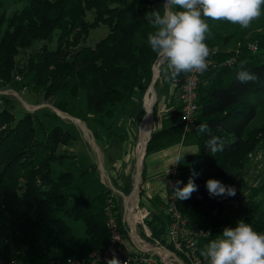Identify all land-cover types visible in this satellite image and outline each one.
<instances>
[{
    "label": "trees",
    "instance_id": "1",
    "mask_svg": "<svg viewBox=\"0 0 264 264\" xmlns=\"http://www.w3.org/2000/svg\"><path fill=\"white\" fill-rule=\"evenodd\" d=\"M22 1L27 3L6 18L5 28L1 29L0 23V83H7L14 72L20 49L43 41L28 54L23 65L25 75H29L25 85L42 88L47 97L74 80L71 89L75 92L82 88L86 92L90 111L111 114V107L137 96L134 110L144 114L143 96L152 82V67L158 59L147 42L148 34L154 31L146 16L152 10L162 12L165 0ZM88 12L93 14L92 20L87 18ZM100 25L108 28L105 37L94 46L81 44L88 39L90 30ZM55 38L57 44L52 47ZM258 44L263 45L264 39ZM69 46H76L70 55L66 50ZM233 53L234 50L221 51L220 56L226 58ZM261 55L264 49L259 53L242 50L232 65L206 71L200 81L199 109L192 130L197 151L185 156L187 164L182 166L180 185L183 187L192 178L197 191L189 199H178L181 211L199 227L213 226L212 212L225 197L210 196L206 181L214 178L232 186L231 173L242 168L244 157L252 150L250 137L244 138V134L257 109L264 105ZM242 65L243 70L257 76L256 81L237 80ZM12 107L0 110V215L7 216L10 229L9 241L0 253L7 258L21 257L31 264H45L50 251L61 258H82L92 249L105 248L109 232L103 209L93 206L86 197L76 199L66 209L61 207L65 198L62 190L72 186L74 176L55 170V151L69 136L68 131L54 126L40 134L31 112L16 116ZM200 124L207 125L208 131L198 133L196 127ZM183 129L180 120L154 129L147 152L155 141L179 137ZM211 137L219 138L222 151L210 152L206 141ZM124 191L130 192L129 185ZM69 213L83 221L84 237H76L66 222ZM259 215L264 217L261 208ZM149 216L145 223L153 238L173 248L166 237L167 221L162 210L150 209ZM242 218L253 224L258 233H264V220L258 223L255 216ZM97 264H107V260Z\"/></svg>",
    "mask_w": 264,
    "mask_h": 264
},
{
    "label": "rangeland",
    "instance_id": "2",
    "mask_svg": "<svg viewBox=\"0 0 264 264\" xmlns=\"http://www.w3.org/2000/svg\"><path fill=\"white\" fill-rule=\"evenodd\" d=\"M26 3L27 1L22 0H0L1 29L5 28L6 18L14 11H20ZM87 18L92 20L93 14L88 12ZM204 19L209 25L210 30L208 35L212 37L211 44L217 46L222 52L235 51L238 48L240 51L246 50L250 53H259L264 49V44H258L259 41L261 42L264 39V5L261 6L260 17L253 20L248 28H242L240 25L232 24L228 21ZM151 30L155 31L152 26ZM107 32L108 28L105 25L92 28L88 39L81 44L94 46L97 41L105 37ZM42 44L43 41H37L32 47L20 49V52L16 55V68L14 72L7 83H0V110L12 105L11 109L16 116H20L25 112H31L35 116L34 125L40 134L51 131L54 126H61L63 130L68 131L69 136L66 137L64 143L58 144L55 151L58 156V161L54 164L55 170L57 172H71L74 176L72 186L62 190L65 198L61 200V207L66 209L76 199L88 198L91 200L93 206L103 209L107 230V221L110 218H115L119 222V228L124 230L126 234L125 244L131 251V256L136 254L140 256L143 252L135 245L128 217L127 221H123L127 216L125 197L129 195L132 199L136 200L138 195L139 207L143 206L148 210L161 209L168 226L169 216L165 211L168 181L172 177V173L176 172L179 176V181L182 183V166L187 164L184 158L186 155L197 151V145L193 141L194 136L192 134L196 121H193L189 128H185L184 125L181 136L163 137L152 143L151 149L148 152L147 145L149 141H146L145 151L143 154L139 152L140 139L143 136L142 124L147 116V101L151 102L153 111V114L151 113L152 130L149 136L154 129L168 127L175 121L180 120L179 80L182 74L176 81L164 82L159 65L154 85L152 87L149 85L143 96L142 107L144 114L140 110H134L137 96L127 103H120L117 106L111 107L113 109L111 114L106 112L97 113L87 108L86 92L82 88H78L77 91L73 92L71 88L75 83L74 80L56 94L47 97L42 88L31 84L25 85L29 75H25L23 65L26 62L28 54L38 49ZM56 44L55 38L50 45L55 47ZM253 44H257L256 51H252L250 48ZM66 50L70 55L76 50V46H69ZM262 58H264V55ZM154 75L153 69L152 80ZM76 118L86 123L91 133L85 130L83 124L77 121ZM252 132L254 134L250 135ZM247 137H250L252 150L244 157L242 168L234 170L231 173V183L236 190V194L231 197L225 196L222 205L213 210V226L203 227L207 230L208 235L200 238V251L211 240L217 238L218 235H222L225 227L234 228L238 221L242 220L250 224L255 230L253 224L242 218L244 216H255V218H258L256 219L258 223L261 222V219L264 220V217H259L260 208L264 210V105L257 109L255 118L248 125L244 134V138ZM90 138L96 141L99 151L96 150L93 144L94 141L91 142L89 140ZM166 140L176 141L177 143L181 142L184 145L191 146L186 152L183 150L177 152V154L184 153L182 161L178 164L175 162L172 165L173 167L166 175L164 188L160 189V187H156L152 193L147 191L148 187H145V169L150 166L152 152ZM141 158L142 164L139 173L138 164L136 163H139ZM138 175H140L139 184L137 183ZM128 185L130 192L126 194L124 190ZM138 185L139 187H137ZM153 202L155 203L152 204ZM69 214L70 216H66L65 219L73 229L75 236L84 237L86 235V226L83 221L74 219L73 213ZM144 219L143 221L136 222L135 231L140 238L146 240L148 246H153L150 249L151 251H147L149 253L146 252L145 254L152 256L158 264H169L157 248H159L160 244L167 246L171 251H173V248L158 239H154ZM156 224L159 225L158 220ZM9 238V221L7 216L2 214L0 215V248L9 241ZM47 255L45 264H76V260L81 258L76 256L61 258L51 251ZM1 259L6 263L31 264L29 261L15 255L7 258L4 254L0 253ZM86 263H89V259H87ZM170 264H173V262Z\"/></svg>",
    "mask_w": 264,
    "mask_h": 264
},
{
    "label": "clouds",
    "instance_id": "3",
    "mask_svg": "<svg viewBox=\"0 0 264 264\" xmlns=\"http://www.w3.org/2000/svg\"><path fill=\"white\" fill-rule=\"evenodd\" d=\"M264 0H165L162 12L152 10L147 14L149 24L155 30L147 36L151 50L158 57L164 82L176 81L182 73L207 70L209 48L205 43L209 25L204 18L214 21H228L248 28L252 21L260 17ZM254 73L241 70L237 74L240 83L256 81ZM198 133L208 131L207 125L196 127ZM217 137L206 141L210 152L215 154L223 150V144ZM184 153L175 157L176 164L182 161ZM181 181L173 185L175 198L186 200L197 191V185L189 178L186 185L179 187ZM206 188L210 196H235L236 190L226 186L218 179L209 178ZM201 256L208 264H264V233H258L253 227L241 221L236 226L225 227L222 235L211 240ZM107 264H121L113 252Z\"/></svg>",
    "mask_w": 264,
    "mask_h": 264
},
{
    "label": "built area",
    "instance_id": "4",
    "mask_svg": "<svg viewBox=\"0 0 264 264\" xmlns=\"http://www.w3.org/2000/svg\"><path fill=\"white\" fill-rule=\"evenodd\" d=\"M202 18L204 19V17ZM205 43L209 48V56L206 58L208 65L206 71H209L214 68L232 65L236 61L238 54H240L241 52L240 49L236 48L233 55L226 58H222L220 56L221 50L217 46L212 45L211 42L207 40V37L205 39ZM250 48L252 51H256L257 44L251 45ZM157 61L153 65L155 75L157 74L155 69ZM204 72H191L186 74L184 73L183 78L181 80L179 87V101L181 105L180 121L184 123L185 128H189L190 124H192L195 119L196 113L198 112V89ZM171 176L172 177L170 178L167 184L168 193L166 195L165 209L167 215L169 216L166 237L168 239L169 244L173 246V251H171L165 245L160 244V247L168 249L170 252H172L176 258L177 264H208V261L205 260L203 256H201V251L199 249L200 238H203L208 235L207 230H205L203 227H199L193 224L189 220L187 215H185L181 211L178 205V198H175L173 195V185L176 183L177 180H179V176L176 174V172H173ZM125 207H127V204ZM136 213L138 215L137 222L143 221L144 218L145 222L149 215V210L146 207H139V205H137ZM127 217L128 216L123 219L124 222L127 221ZM106 224L110 232V240L108 246L102 249H94L90 251L87 256L76 260V264H86L87 259H89V263L97 264L104 260L110 259L112 257L113 252H115L116 257L121 261V264H158L156 260L152 258V256L145 254L147 250L137 246L136 243V247L141 250L143 254L140 256H137L138 254L131 256V251L125 244L126 234L124 233V230H121L119 228V222L115 218H110ZM143 224L145 225V223ZM131 230L134 234L135 229L133 230L132 226ZM157 243L159 244L158 240ZM0 264L14 263H6L3 261V259H1Z\"/></svg>",
    "mask_w": 264,
    "mask_h": 264
},
{
    "label": "crops",
    "instance_id": "5",
    "mask_svg": "<svg viewBox=\"0 0 264 264\" xmlns=\"http://www.w3.org/2000/svg\"><path fill=\"white\" fill-rule=\"evenodd\" d=\"M206 37H207V40L211 42L212 37L209 36L208 33H206ZM76 119H79V118H76ZM94 142L96 143V141ZM190 146L191 145H188V146L184 145L181 142L177 143L176 141L173 142V141L166 140L160 147L156 148L152 152V157H151L152 160L150 161V166L146 167L145 169V174H146L145 175L146 176V186L145 187H148L147 191L153 193L156 187L157 188L160 187V189L164 188L165 183H166L165 182L166 175L173 167L172 165H174V163L176 162L175 157L177 155V152H179L180 150H183L186 152V150Z\"/></svg>",
    "mask_w": 264,
    "mask_h": 264
},
{
    "label": "bare ground",
    "instance_id": "6",
    "mask_svg": "<svg viewBox=\"0 0 264 264\" xmlns=\"http://www.w3.org/2000/svg\"><path fill=\"white\" fill-rule=\"evenodd\" d=\"M155 69H156V73H158V69H159L158 62L155 65ZM146 105H147V110H146L147 111V116H146V120L142 124V133H143V136L140 139V147H139L140 154H143V152L145 151L144 150V148L146 147L145 144H146V141H147V139L149 137V134H150V132L152 130V116H151V113L153 112L152 111V108H151L152 105H151V102H149V101L146 102ZM61 114L64 116L63 113H61ZM77 121H79L80 123L83 124V126L85 127V130H87V131L90 132V129L88 128V126L86 125V123H84L83 121H81L79 119H77ZM89 140H91V142L94 141L92 138H90ZM93 144L95 145L96 150L99 151L98 145L95 142H93ZM141 164H142V158L140 159V161L138 163V172L139 173L141 171L140 170L141 169ZM139 181H140V175H138V182H137L138 184L140 183ZM125 200H126V204H127V216H128L130 225L132 226V228L134 230L135 229V223L138 220V215L136 213V207L138 205V199H136V200L135 199H132L128 195V196L125 197ZM133 238H134V241H135V243H136L137 246H139V247H141V248H143V249H145L147 251H151L150 250L151 247L153 248L152 245L151 246L150 245L148 246L146 240L140 238L139 235H138V233H136V231H134ZM157 250L161 252V254L163 255L164 259L167 261V263H169V264L171 262H173V264H176L177 263L174 254L172 252H170L168 249H165V248L159 246V248H157Z\"/></svg>",
    "mask_w": 264,
    "mask_h": 264
},
{
    "label": "water",
    "instance_id": "7",
    "mask_svg": "<svg viewBox=\"0 0 264 264\" xmlns=\"http://www.w3.org/2000/svg\"><path fill=\"white\" fill-rule=\"evenodd\" d=\"M156 78H157V76L155 75V76L153 77V80H152L151 84H150V87H152V86L154 85V83H155V81H156ZM150 87H149V88H150ZM148 90H149V89H148ZM150 137H151V135L149 136L147 142L149 141ZM138 187H139V185H138ZM137 199H138V195H137Z\"/></svg>",
    "mask_w": 264,
    "mask_h": 264
}]
</instances>
